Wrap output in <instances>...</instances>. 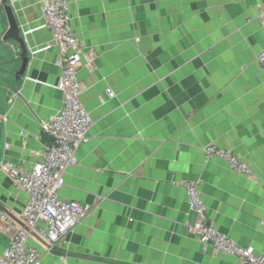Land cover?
<instances>
[{
    "label": "crops",
    "instance_id": "1",
    "mask_svg": "<svg viewBox=\"0 0 264 264\" xmlns=\"http://www.w3.org/2000/svg\"><path fill=\"white\" fill-rule=\"evenodd\" d=\"M12 1L32 58L17 92L1 85L0 163L28 170L48 142L41 123L62 106L61 67L58 48L45 49L39 0ZM67 1L71 29L95 53L77 74L93 124L59 197L91 213L51 252L31 234L40 264H236L187 233L185 182L197 184L216 230L264 253V0ZM210 144L252 173L207 159ZM26 202L0 170V255Z\"/></svg>",
    "mask_w": 264,
    "mask_h": 264
},
{
    "label": "built area",
    "instance_id": "2",
    "mask_svg": "<svg viewBox=\"0 0 264 264\" xmlns=\"http://www.w3.org/2000/svg\"><path fill=\"white\" fill-rule=\"evenodd\" d=\"M258 10V20L264 29V10L260 6ZM39 12L43 27L49 30L51 38L45 49L57 47L59 50L57 65L61 67V75L55 88L62 95V106L51 118L41 123V130L48 137V142L42 148L39 160L30 169L0 163V170L13 187L27 196L22 212L25 228L15 231L8 247L0 255V264H40V253L28 245L31 232L43 240L48 252H51L91 213L90 205L60 199L59 191L64 186L67 169L76 165L75 154L86 142L93 124L80 100L81 88L77 74L84 63L89 65L94 60L95 53L88 50L71 29L67 0H39ZM256 61L264 68V50L258 54ZM105 92L109 98L114 97L111 89ZM203 152L207 159L225 161L234 173H252L230 151L210 144L203 148ZM183 187L188 198V209L195 214L194 221L186 226L189 235L204 247L211 246L218 253L234 257L236 264H264V253L257 254L252 246L237 245L208 221L196 183L185 182ZM1 219L4 220L5 216H1ZM260 225L264 228V220Z\"/></svg>",
    "mask_w": 264,
    "mask_h": 264
},
{
    "label": "water",
    "instance_id": "3",
    "mask_svg": "<svg viewBox=\"0 0 264 264\" xmlns=\"http://www.w3.org/2000/svg\"><path fill=\"white\" fill-rule=\"evenodd\" d=\"M18 4L17 1L0 0V44L4 45L3 54L8 58L6 62L0 64V84L13 93L20 88L32 58L28 37L30 33L24 31L19 22L16 13ZM3 19H5L7 25L5 30L2 25ZM15 62L18 64H14ZM21 226L25 228L24 224ZM31 234L34 233L31 232Z\"/></svg>",
    "mask_w": 264,
    "mask_h": 264
},
{
    "label": "rangeland",
    "instance_id": "4",
    "mask_svg": "<svg viewBox=\"0 0 264 264\" xmlns=\"http://www.w3.org/2000/svg\"><path fill=\"white\" fill-rule=\"evenodd\" d=\"M3 49H4V47L0 44V52H1V50L3 51ZM0 99L2 100V102L4 101V93H3V90H2L1 84H0Z\"/></svg>",
    "mask_w": 264,
    "mask_h": 264
},
{
    "label": "flooded vegetation",
    "instance_id": "5",
    "mask_svg": "<svg viewBox=\"0 0 264 264\" xmlns=\"http://www.w3.org/2000/svg\"><path fill=\"white\" fill-rule=\"evenodd\" d=\"M0 31H1V29H0ZM1 38V37H0ZM3 47H4V45H2Z\"/></svg>",
    "mask_w": 264,
    "mask_h": 264
}]
</instances>
